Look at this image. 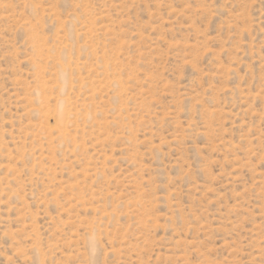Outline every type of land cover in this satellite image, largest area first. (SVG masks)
Returning a JSON list of instances; mask_svg holds the SVG:
<instances>
[{
  "label": "rangeland",
  "instance_id": "rangeland-1",
  "mask_svg": "<svg viewBox=\"0 0 264 264\" xmlns=\"http://www.w3.org/2000/svg\"><path fill=\"white\" fill-rule=\"evenodd\" d=\"M0 264H264V0H0Z\"/></svg>",
  "mask_w": 264,
  "mask_h": 264
},
{
  "label": "bare ground",
  "instance_id": "bare-ground-1",
  "mask_svg": "<svg viewBox=\"0 0 264 264\" xmlns=\"http://www.w3.org/2000/svg\"><path fill=\"white\" fill-rule=\"evenodd\" d=\"M60 105H61V104H60ZM61 107H62V106H61ZM65 111H66V110H65ZM64 115H65L64 110H63L62 108H59L58 111H57V116H58V120H59L60 122H62ZM51 116H52V115H51ZM65 120H66V119H65Z\"/></svg>",
  "mask_w": 264,
  "mask_h": 264
}]
</instances>
